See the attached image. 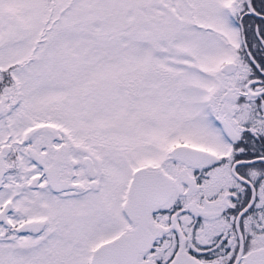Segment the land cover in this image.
I'll list each match as a JSON object with an SVG mask.
<instances>
[{
  "label": "snow or ice",
  "instance_id": "6c2138e0",
  "mask_svg": "<svg viewBox=\"0 0 264 264\" xmlns=\"http://www.w3.org/2000/svg\"><path fill=\"white\" fill-rule=\"evenodd\" d=\"M0 264H264V0H0Z\"/></svg>",
  "mask_w": 264,
  "mask_h": 264
}]
</instances>
